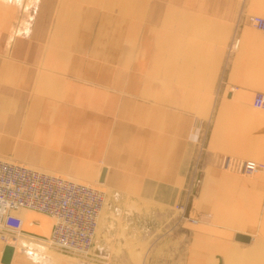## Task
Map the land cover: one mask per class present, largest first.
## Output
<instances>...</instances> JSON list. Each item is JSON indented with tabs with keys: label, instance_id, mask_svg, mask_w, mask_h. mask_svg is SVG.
<instances>
[{
	"label": "rangeland",
	"instance_id": "obj_1",
	"mask_svg": "<svg viewBox=\"0 0 264 264\" xmlns=\"http://www.w3.org/2000/svg\"><path fill=\"white\" fill-rule=\"evenodd\" d=\"M188 1L0 0V158L60 174L106 195L86 255L49 245L48 219L31 213L38 226H23L22 234L10 236L8 243L16 248L9 264H187L193 226L182 218L191 217L186 203L161 205L143 198L140 186L114 185L109 175L115 154L108 147L110 136L117 143L112 151L122 150L118 143L132 132L122 128L131 124L123 115L136 106L121 101L146 104L148 115L156 109L179 114L185 119L182 129L191 132V73L130 72L141 59L129 52L135 23L146 18L149 4ZM61 64L77 67L64 73ZM87 69L93 76L99 71V82L88 77ZM106 120H111L109 131ZM137 124L146 131L157 123L146 119ZM103 166L108 170L100 184ZM192 180L190 160L184 185L177 187L190 197ZM260 230L249 245L230 242L223 264H264V217ZM4 245L0 239V256Z\"/></svg>",
	"mask_w": 264,
	"mask_h": 264
},
{
	"label": "crops",
	"instance_id": "obj_2",
	"mask_svg": "<svg viewBox=\"0 0 264 264\" xmlns=\"http://www.w3.org/2000/svg\"><path fill=\"white\" fill-rule=\"evenodd\" d=\"M147 9L146 18L135 23V45L129 51L142 61L134 62L130 72L191 73V132L182 129L185 119L179 114L156 109L148 115L146 104L121 101L136 107L123 115L131 124L122 128L132 132L118 143L122 150L112 151L117 143L109 136L108 152L115 154L109 177L114 185L140 186L143 198L157 204L186 203L189 215L199 220L187 222L193 226L187 264H223L230 242L249 245L252 235L262 232L264 172L243 175L221 169L219 161L229 156L264 163V111L251 105L255 93H264V33L247 20L249 15L264 17V0H191L152 3ZM76 67L61 64L60 70L70 73ZM85 72L99 82V71L96 76L92 69ZM146 119L157 123L154 129H140L137 123ZM106 121L109 131L111 120ZM190 160L191 197L177 188L184 185ZM237 233L249 241L235 240Z\"/></svg>",
	"mask_w": 264,
	"mask_h": 264
},
{
	"label": "built area",
	"instance_id": "obj_3",
	"mask_svg": "<svg viewBox=\"0 0 264 264\" xmlns=\"http://www.w3.org/2000/svg\"><path fill=\"white\" fill-rule=\"evenodd\" d=\"M247 20L264 33V17L249 15ZM251 105L264 111V93H255ZM219 167L243 175L264 172L263 162L236 161L229 156L220 159ZM105 204V193L91 185L0 158V239L4 244L9 242L11 235L24 232L21 217L14 213L26 209L48 219L46 241L49 245L86 255L93 245ZM182 218L193 225L199 221L188 215Z\"/></svg>",
	"mask_w": 264,
	"mask_h": 264
},
{
	"label": "bare ground",
	"instance_id": "obj_4",
	"mask_svg": "<svg viewBox=\"0 0 264 264\" xmlns=\"http://www.w3.org/2000/svg\"><path fill=\"white\" fill-rule=\"evenodd\" d=\"M107 170H108V167L107 166L106 167L105 166L101 167V170H100V173H99V177H98V180L100 181V184H103L104 183V181H105V175L107 174L106 173ZM17 211L23 212V213L20 214L21 215L20 217H21V219L23 221V226L26 229L27 228L30 229V225L37 228L38 225L34 222V220H33L34 218L31 216V213H34V215H35L37 212L31 211V210H26V209H19ZM27 213H29V214H27ZM36 215H42V214H40V213L38 214L37 213ZM8 245H11L14 249L16 248V245H15L14 242H10V243H8ZM48 261L52 262L50 259L46 260L45 262H48Z\"/></svg>",
	"mask_w": 264,
	"mask_h": 264
},
{
	"label": "water",
	"instance_id": "obj_5",
	"mask_svg": "<svg viewBox=\"0 0 264 264\" xmlns=\"http://www.w3.org/2000/svg\"><path fill=\"white\" fill-rule=\"evenodd\" d=\"M235 240L240 241V242H248L249 241V236L244 235V234H235L234 236ZM13 255V247L11 245L5 244L2 248L1 251V256H0V263L1 264H9L11 261V257Z\"/></svg>",
	"mask_w": 264,
	"mask_h": 264
},
{
	"label": "clouds",
	"instance_id": "obj_6",
	"mask_svg": "<svg viewBox=\"0 0 264 264\" xmlns=\"http://www.w3.org/2000/svg\"><path fill=\"white\" fill-rule=\"evenodd\" d=\"M253 165H250V167H252Z\"/></svg>",
	"mask_w": 264,
	"mask_h": 264
}]
</instances>
